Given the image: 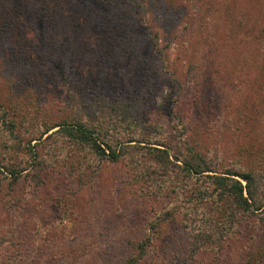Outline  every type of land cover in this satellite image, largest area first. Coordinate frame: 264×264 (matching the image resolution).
<instances>
[{
  "label": "rangeland",
  "instance_id": "1",
  "mask_svg": "<svg viewBox=\"0 0 264 264\" xmlns=\"http://www.w3.org/2000/svg\"><path fill=\"white\" fill-rule=\"evenodd\" d=\"M148 2L143 24L125 0H0V159L44 163L37 179L2 183L0 264H125L148 236L134 264H264V212L189 255L181 216L200 182L180 160L160 168L149 148L163 146L144 139L165 133L170 154L192 146L214 170L254 171L264 200V0ZM79 117L135 145L110 162L59 127L42 134Z\"/></svg>",
  "mask_w": 264,
  "mask_h": 264
},
{
  "label": "trees",
  "instance_id": "2",
  "mask_svg": "<svg viewBox=\"0 0 264 264\" xmlns=\"http://www.w3.org/2000/svg\"><path fill=\"white\" fill-rule=\"evenodd\" d=\"M61 1L62 0H60L59 8H61ZM109 1L112 2L113 0ZM82 4L83 6L86 5L84 4V1ZM125 5L126 13L128 15L137 18L143 24H146V13L147 10L149 12L150 9V2H148V0H125ZM67 7L69 8L70 6L66 5V8ZM68 11V13H71L76 19L87 17V13L83 10L80 11V9H68ZM140 11L144 14L143 16L140 15ZM91 21L94 22V20ZM94 23L105 28L109 21L106 19L101 23L98 21H95ZM109 34H113L115 40L116 38L125 39L124 32L118 29V27L110 31ZM146 36H148L149 41H153V46L161 52L162 49L159 48V37L157 32L148 27ZM25 77L28 78L27 75H25ZM66 77V74L61 76L62 80L66 79ZM173 80L177 90V88L180 87V80L175 76L173 77ZM103 95L99 93L98 97L104 98ZM96 98L97 96L93 99V103L97 104L102 101ZM121 100L122 99L117 98V100L112 102L114 104L119 101L117 102V107H119ZM102 102L104 103V101ZM135 105V102L131 103L128 114H140ZM48 108L49 107L46 106V103H44L37 111L45 116ZM75 121L76 122L73 124L54 122L50 126L44 128L42 134L49 132L53 128L59 127L55 130L56 132H60L62 135H68L76 145H81L82 147L89 149L94 156L109 160L110 162L118 161L127 153L128 148L135 145L132 144L133 141H136L135 138H122L120 140L114 136H104V138H102L100 133L97 130L95 131V128L85 124L84 117L75 118ZM164 135L159 138H144L147 143H155L163 146L161 148H149L155 150V152L159 154L160 162L163 160L161 163L164 166L159 163V167H165V170H167L166 164L174 162L172 161V158L177 161L180 160L183 164L182 169L184 175L186 174L188 176V180L197 176V180L200 182V188L196 193V203L187 204L186 208H184L185 211L181 216V221L184 222L189 235L188 245L190 256H193L203 248L210 246L217 247L220 245L222 239H225L231 235V233H234L241 225H243L244 221H248L255 216H260L264 212V200L261 199V195L258 193L256 182L257 176L254 171L247 169L234 170L230 168L223 171L214 170L210 165L208 157L195 150L192 146H187L186 152H181L179 155L170 154L169 142ZM42 136L43 135H40V138ZM18 143L21 145L20 141ZM23 148L25 147L22 146V148H20L14 146L9 148L6 152H17L19 150H24ZM24 156H26V151L24 152ZM2 159H6L7 161L0 159V189L3 186L2 183L6 181L9 185L14 187L16 184L21 183V181H25L27 179V174L30 173L29 170L31 169L33 170L32 176L34 179L39 178V171L44 166L43 161L40 159H37V162L32 165H30L28 160L22 162L11 158L10 156H2ZM35 173L37 174L34 176ZM138 177L141 179L146 178L142 172L138 173ZM155 185L157 186V183ZM244 217L246 218L244 219ZM148 244H150L149 236L146 237L145 240L138 242V254L136 258L129 259L125 264H134L136 263L135 261H138L139 258L147 254L149 247Z\"/></svg>",
  "mask_w": 264,
  "mask_h": 264
}]
</instances>
